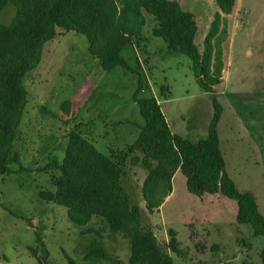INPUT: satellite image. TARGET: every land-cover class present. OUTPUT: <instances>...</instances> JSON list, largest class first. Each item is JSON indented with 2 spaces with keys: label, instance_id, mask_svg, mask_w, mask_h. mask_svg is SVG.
<instances>
[{
  "label": "rangeland",
  "instance_id": "rangeland-1",
  "mask_svg": "<svg viewBox=\"0 0 264 264\" xmlns=\"http://www.w3.org/2000/svg\"><path fill=\"white\" fill-rule=\"evenodd\" d=\"M174 1L194 16L195 44L203 52L218 12L215 1ZM142 16L141 32L124 54L142 77L139 96L157 100L173 133L192 141L204 138L213 115L209 95L195 82L191 60L168 54L165 43L151 34L153 18ZM12 17L6 9L0 24ZM212 46L223 64L221 81L213 89L222 108L217 132L225 169L240 192L254 196L264 216V0H237L230 15L221 14ZM23 85L27 103L13 149L25 171L0 175V264H38L29 253V248H39L35 233L50 264H128V241L112 235L104 221L94 218L75 226L64 207L42 200L39 192L54 191L50 177L56 172L48 166L61 161L72 130L88 141L103 137L94 145L104 155L133 143L143 124L132 98L137 75L121 67L103 72L85 37L63 32L43 44L40 62ZM145 177L142 165L128 163L121 184L139 208L143 228L153 232L173 264H261L264 239L254 236L250 225L236 222L235 201L191 195L185 177L176 171L171 194L149 213L141 192Z\"/></svg>",
  "mask_w": 264,
  "mask_h": 264
},
{
  "label": "trees",
  "instance_id": "trees-1",
  "mask_svg": "<svg viewBox=\"0 0 264 264\" xmlns=\"http://www.w3.org/2000/svg\"><path fill=\"white\" fill-rule=\"evenodd\" d=\"M214 1L218 12L200 52L196 20L174 0H0V17L6 9L13 12L10 23L0 24V175L25 171L13 146L27 103L23 79L39 64L44 43L63 32H75L85 37L88 52L103 72L121 67L137 75L132 98L143 124L137 126L133 143L104 155L78 129L72 130L62 160L48 166L56 172L50 177L54 191L39 192L42 200L64 207L75 226L84 227L94 218L104 221L112 235L128 241V264H173L153 232L143 228L141 212L121 184L128 163L146 171L141 192L149 213L171 194L173 174L179 171L188 193L198 198L218 194L235 201L236 222L250 225L253 235L264 239V216L254 196L240 192L229 177L220 149L217 124L222 108L213 87L221 81L223 64L212 39L221 14L230 15L237 0ZM143 13L153 18L151 34L165 43L168 54L180 53L191 60L195 82L210 97L213 115L204 138L192 141L172 133L157 100L139 96L142 77L124 54L141 32ZM137 151L141 157L134 154ZM35 240L39 248H29V253L38 264H50L37 233ZM259 256L264 264V243Z\"/></svg>",
  "mask_w": 264,
  "mask_h": 264
},
{
  "label": "crops",
  "instance_id": "crops-1",
  "mask_svg": "<svg viewBox=\"0 0 264 264\" xmlns=\"http://www.w3.org/2000/svg\"><path fill=\"white\" fill-rule=\"evenodd\" d=\"M101 128H103V127H101ZM171 130V129H170ZM172 132V131H171ZM173 133V132H172ZM218 137H219V135H218ZM101 138H103V137H101ZM101 138H93V137H90L89 138V142H91L93 145L98 141V140H100ZM98 139V140H97ZM220 142V141H219ZM39 146V142H38V144L36 143H33V144H31V147H36V146ZM30 146V145H29ZM95 146V145H94ZM52 148V147H51ZM110 151V150H109ZM109 153V152H108ZM107 153V154H108ZM106 154V155H107ZM63 158V157H62ZM62 160V159H61ZM60 162V161H59ZM22 164V163H21ZM24 167V166H23ZM25 169V168H24ZM28 170V169H27ZM174 175H175V173L173 174V177H174ZM173 177H172V180H173ZM218 195V194H217ZM217 195H207V196H204V197H202L203 199L205 198H209V197H211V198H209V199H213L212 197H215V196H217ZM219 196H221V195H219ZM222 197V196H221Z\"/></svg>",
  "mask_w": 264,
  "mask_h": 264
}]
</instances>
